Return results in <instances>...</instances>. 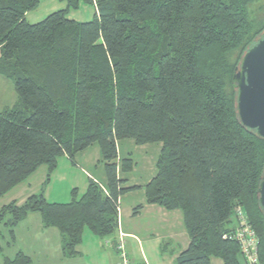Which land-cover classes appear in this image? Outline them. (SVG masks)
I'll return each mask as SVG.
<instances>
[{"label": "trees", "instance_id": "1", "mask_svg": "<svg viewBox=\"0 0 264 264\" xmlns=\"http://www.w3.org/2000/svg\"><path fill=\"white\" fill-rule=\"evenodd\" d=\"M67 7L30 23L40 0H0V74L19 104L0 112V198L46 164L93 144L101 148L107 192L90 180L84 195L50 202L44 192L0 210V241L31 212L57 227L64 255L74 257L88 227L105 237L119 226V200L141 186L119 177L118 141L161 142L147 201L181 209L190 244L175 264H246L226 235L241 206L259 240L264 264V138L237 112L233 77L262 36L250 22L257 0H61ZM81 3L96 12L69 17ZM131 156L121 171H132ZM49 177L47 178V181ZM142 206L135 208V215ZM237 220V219H236ZM23 252L4 264H31Z\"/></svg>", "mask_w": 264, "mask_h": 264}, {"label": "crops", "instance_id": "2", "mask_svg": "<svg viewBox=\"0 0 264 264\" xmlns=\"http://www.w3.org/2000/svg\"><path fill=\"white\" fill-rule=\"evenodd\" d=\"M33 12L34 10L27 12V20L30 23L41 21L42 19L34 18ZM30 15L34 19H30ZM71 18L81 21L75 17ZM18 104L19 95L14 81L0 74V112ZM125 140L130 139L118 141L119 177L127 181L126 186H141V188L120 197L119 226L114 234L100 237L85 227L82 242L77 246L78 254L74 257H67L63 252V236L60 230L55 226H46L40 212H31L14 228V239L9 237L8 228L2 225L1 231L4 237L0 241V264H4L6 257L14 258L19 252L31 257V264H120L116 249L119 228L126 234L127 248L134 264H175L178 255L190 244L184 214L181 209L169 210L164 206L147 201L145 186L157 172L155 175L151 173L146 177L142 176L144 181L141 183H132L130 176L138 165L133 153H129L134 161L132 171L127 173L121 171V162L126 157L121 155L120 145ZM133 141L136 144L135 140ZM72 165H76L84 175L83 182L74 187L72 184L70 186L69 183H65L73 175ZM150 165H154V162ZM144 174L145 172L142 175ZM90 180L100 183L107 189L105 164L98 144H93L77 153L74 161L67 155L60 156L57 167L50 173L48 165L40 166L25 181L0 198V210L11 202L22 205L31 195L41 191L44 192L48 201L54 191L57 194L67 193L69 195L71 193L72 195L74 189L77 190V197L80 198L86 193ZM60 184L63 185V189L60 188ZM138 206L142 207L135 215L134 211ZM236 225L237 220L233 217L232 226ZM211 262L212 264H225L219 257H212Z\"/></svg>", "mask_w": 264, "mask_h": 264}, {"label": "rangeland", "instance_id": "3", "mask_svg": "<svg viewBox=\"0 0 264 264\" xmlns=\"http://www.w3.org/2000/svg\"><path fill=\"white\" fill-rule=\"evenodd\" d=\"M67 6L66 2H61L60 0H40L39 5L36 9H34L33 16L39 20L44 19L50 13L65 8ZM250 22L253 25V33L260 35V33L264 30V0H257L250 6ZM95 13V8L92 4L81 3L79 9H72L69 12V17H75L81 21H88L93 18ZM32 15H30V19H34ZM133 142V143H130ZM121 155L123 157H129V153H133L135 157V161H137V166L134 168L131 173L130 179H132V183H141L144 181V177L148 176L151 173L155 175L157 172V163L159 159V155L162 148L161 142L156 143H148L144 145H136L132 139L125 140L121 143ZM154 162V165H150ZM73 175L66 180L65 183H69L70 186L74 187V185H80L83 182L84 175L80 171V169L76 165H72ZM145 172L144 175H142ZM60 188L63 189V185L60 184ZM71 190V189H70ZM73 195L71 193L67 195V193L57 194L54 191L50 201H58V202H69L71 201ZM56 199V200H55Z\"/></svg>", "mask_w": 264, "mask_h": 264}, {"label": "water", "instance_id": "4", "mask_svg": "<svg viewBox=\"0 0 264 264\" xmlns=\"http://www.w3.org/2000/svg\"><path fill=\"white\" fill-rule=\"evenodd\" d=\"M237 88V112L241 123L264 138V32L243 55L233 77ZM264 210V174L258 188Z\"/></svg>", "mask_w": 264, "mask_h": 264}, {"label": "built area", "instance_id": "5", "mask_svg": "<svg viewBox=\"0 0 264 264\" xmlns=\"http://www.w3.org/2000/svg\"><path fill=\"white\" fill-rule=\"evenodd\" d=\"M105 192L107 189L101 185ZM120 210V207H119ZM237 225L226 237L239 243L241 253L246 264H261L259 254V237L253 228L246 211L237 206L235 209ZM126 234L119 228V235L116 240V249L120 258V264H134L129 254L126 242Z\"/></svg>", "mask_w": 264, "mask_h": 264}]
</instances>
